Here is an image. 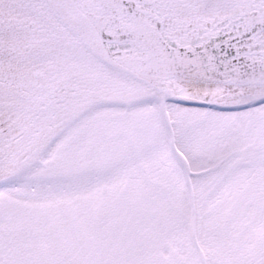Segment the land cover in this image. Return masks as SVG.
I'll return each instance as SVG.
<instances>
[{"label":"snow or ice","instance_id":"1","mask_svg":"<svg viewBox=\"0 0 264 264\" xmlns=\"http://www.w3.org/2000/svg\"><path fill=\"white\" fill-rule=\"evenodd\" d=\"M0 264H264V0H0Z\"/></svg>","mask_w":264,"mask_h":264}]
</instances>
